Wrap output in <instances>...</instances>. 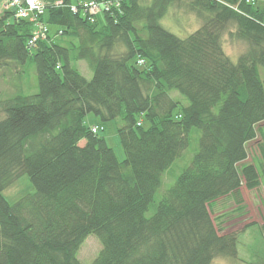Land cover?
<instances>
[{
	"label": "trees",
	"instance_id": "16d2710c",
	"mask_svg": "<svg viewBox=\"0 0 264 264\" xmlns=\"http://www.w3.org/2000/svg\"><path fill=\"white\" fill-rule=\"evenodd\" d=\"M87 1L43 0L47 37L33 46V21L13 9L0 15V68L22 67V80L33 65L38 82L35 93L19 81L0 98V264H85L78 252L90 234L102 244L91 264L237 258L238 234L257 222L222 232L224 213L213 210L228 197L242 207V185L257 189L264 175V137L261 158L247 161L264 122V0H107L97 14ZM173 6L200 27L184 38L167 29L161 20ZM225 33L247 44L236 61ZM90 113L101 122H88ZM118 118L123 159L100 134ZM193 127L199 149L148 217ZM25 173L35 191L10 202L4 189Z\"/></svg>",
	"mask_w": 264,
	"mask_h": 264
},
{
	"label": "rangeland",
	"instance_id": "374dc122",
	"mask_svg": "<svg viewBox=\"0 0 264 264\" xmlns=\"http://www.w3.org/2000/svg\"><path fill=\"white\" fill-rule=\"evenodd\" d=\"M10 0H0V15L7 10V4ZM259 6L264 12V2L259 3ZM102 16V15H101ZM100 16V17H101ZM161 23L170 31L174 32L180 37H187L201 25V21L196 17L194 13H191L183 8H177L176 6L170 7L168 13L161 20ZM51 33L53 34L56 26L50 25ZM61 41L67 43L68 41L60 37ZM77 43L78 40L76 39ZM224 48L230 57L236 61L238 54L247 48V44L243 41H233L229 38L228 34L224 35ZM73 65L77 67L80 72L88 79L92 78L93 72L88 67L85 60H79L73 62ZM27 72L22 80L18 76H15L16 72L23 70L22 67L11 64L8 67L0 68V98H7L16 93L19 81L23 88L24 94L35 93L38 91V82L35 67L28 64L26 66ZM260 74L264 82V67H260ZM17 84V87H16ZM174 95L179 97L178 93ZM182 97V96H181ZM188 101L182 97L181 106L187 105ZM88 122L95 121L98 124L100 119L93 113H90L86 117ZM140 120L141 117H139ZM123 124L122 119L110 120L104 123L105 130L100 131L101 135H104L108 143L114 148L119 159L124 158V150L120 142L118 134V127ZM147 125V122H144ZM258 131V139H254L248 143V151L250 158H261V151L258 143L260 142V134L264 136V124H261ZM260 133V134H259ZM201 130L197 127H193L190 134V145L183 151L182 155L177 158L174 163L164 172L163 182L160 189L155 195V200L150 205V208L146 212L149 217L153 215L156 209L157 203L160 201L165 191L171 187L178 175L190 165L194 153L199 149V142L201 137ZM84 143V140L80 142ZM244 192V205L240 208H236V202L234 198L228 197L220 199L218 205L214 208V213L217 215L224 213L220 219L222 232H229L231 230L241 229L243 225L250 221H256V224L249 226L247 229L242 230L238 234V257L232 258L229 256H217L214 258L215 264H264V229L262 224L264 223V175H262V181L257 189H248L245 185H242ZM35 191V187L30 180L27 173L22 174L15 182L4 189L3 194L10 202L19 200L22 196ZM102 248L100 240L94 235L90 234L80 247L78 252V258L85 264H91L95 257L98 255Z\"/></svg>",
	"mask_w": 264,
	"mask_h": 264
},
{
	"label": "built area",
	"instance_id": "2783aa9c",
	"mask_svg": "<svg viewBox=\"0 0 264 264\" xmlns=\"http://www.w3.org/2000/svg\"><path fill=\"white\" fill-rule=\"evenodd\" d=\"M110 1H97L89 0L86 2V10L93 14H97L102 10V7L108 9ZM6 9H13L18 17L27 18L34 22V31L28 44L33 46L39 39L47 37L48 27L46 24L39 21V16L44 12L43 0H10ZM73 10H77L75 5L72 6ZM143 60H140L142 63ZM100 126L93 125L92 130L98 131Z\"/></svg>",
	"mask_w": 264,
	"mask_h": 264
},
{
	"label": "crops",
	"instance_id": "0c3cea01",
	"mask_svg": "<svg viewBox=\"0 0 264 264\" xmlns=\"http://www.w3.org/2000/svg\"><path fill=\"white\" fill-rule=\"evenodd\" d=\"M90 123H96L95 121H93V122H90ZM261 124H264V122H262V123H260V125ZM259 125V126H260ZM259 130H260V127H259ZM260 134V133H259ZM259 135H257V137L255 138V139H258L259 137H258ZM262 137H264L263 135H261L260 134V141H262ZM252 159L249 157L248 159H247V161H251ZM242 192H243V189H242ZM243 195H244V192H243ZM222 200V199H221ZM219 201H220V199L219 200H217L215 203H214V205L216 206V205H218V203H219ZM214 208H216V207H214ZM215 214L217 215V213L215 212Z\"/></svg>",
	"mask_w": 264,
	"mask_h": 264
}]
</instances>
